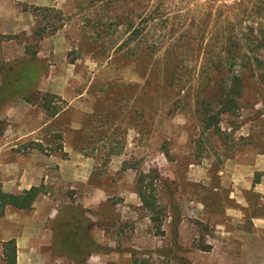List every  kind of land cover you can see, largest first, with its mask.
Segmentation results:
<instances>
[{
	"label": "rangeland",
	"instance_id": "1",
	"mask_svg": "<svg viewBox=\"0 0 264 264\" xmlns=\"http://www.w3.org/2000/svg\"><path fill=\"white\" fill-rule=\"evenodd\" d=\"M164 3L157 35L164 49L173 43L177 66L156 84L154 59L121 45L139 0H0V73L28 60L27 45L31 88L60 111L51 117L21 96L0 108L3 190L41 187L23 214L31 226L58 230L82 217L97 247L69 259L52 239L56 264H264V76L248 77L219 133L203 130L194 101L213 95L203 49L222 0ZM41 7L56 12L43 19ZM55 21L57 32L34 34ZM140 172L153 182L155 222L135 193Z\"/></svg>",
	"mask_w": 264,
	"mask_h": 264
},
{
	"label": "trees",
	"instance_id": "2",
	"mask_svg": "<svg viewBox=\"0 0 264 264\" xmlns=\"http://www.w3.org/2000/svg\"><path fill=\"white\" fill-rule=\"evenodd\" d=\"M142 11L138 16V24L125 19V31L129 32L127 39L121 45L134 43L133 50L142 59H154L152 65L153 80L156 84L165 83L177 66L176 49L169 45L164 49V40L157 35L167 12L164 6L166 0H139ZM44 13L43 19L49 18V13L56 12L52 8H36ZM216 21L208 42L204 47L205 88L213 90L209 98L201 97L194 101L195 113L203 130L214 134L220 132L221 115H233L240 108L244 84L248 77L262 79L264 76V0H222L217 7ZM37 16V15H36ZM40 16V15H38ZM218 22V23H217ZM62 28L61 22H50L43 27H37L34 34L42 37L53 34ZM28 60H21L13 70L8 67L0 73V108L15 96H21L29 104H39L51 117L60 111L51 107V95H40L32 90L37 75L30 61H34L35 51L25 46ZM202 72V73H203ZM217 78V80H216ZM41 100V101H39ZM41 102V103H40ZM149 174L138 173L135 183V193L142 208L148 212L151 222L157 220L158 210L153 182ZM158 176L155 174V178ZM148 178V182L145 179ZM257 183V179L255 181ZM41 187L32 186L19 192H5L0 182V216L7 207L28 211L41 194ZM89 221L77 218V222L68 221L64 227L51 231L52 239L58 240L60 254L69 259H78L82 254L96 252L94 243L88 237ZM134 254L135 252H131ZM4 260L7 264H15V244L10 240L4 244Z\"/></svg>",
	"mask_w": 264,
	"mask_h": 264
},
{
	"label": "crops",
	"instance_id": "3",
	"mask_svg": "<svg viewBox=\"0 0 264 264\" xmlns=\"http://www.w3.org/2000/svg\"><path fill=\"white\" fill-rule=\"evenodd\" d=\"M64 169L62 166L59 167L60 176L63 180H69ZM32 186L36 187L35 184L29 186L22 184L11 191H18L21 188L28 190ZM24 212L26 211L7 207L0 216V264H7L4 260V244L10 240H14L15 244V264H56L47 252L52 243L51 231L41 228V224L39 228L31 226L34 224L29 223V219L23 215ZM48 218L53 217L48 215Z\"/></svg>",
	"mask_w": 264,
	"mask_h": 264
}]
</instances>
